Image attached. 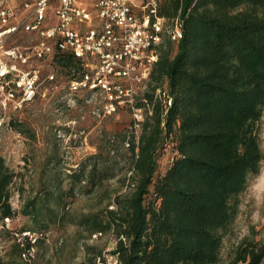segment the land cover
Instances as JSON below:
<instances>
[{
  "label": "trees",
  "instance_id": "obj_1",
  "mask_svg": "<svg viewBox=\"0 0 264 264\" xmlns=\"http://www.w3.org/2000/svg\"><path fill=\"white\" fill-rule=\"evenodd\" d=\"M159 12L169 21L181 17L183 38L166 39L159 48L137 104L152 109L139 138L130 127L117 141L106 140L69 175V189L43 185L19 212L10 201L17 174L0 154L1 219L23 215L47 232L64 225L77 192L93 195L116 178L119 189L100 199L103 207L71 222L90 233L112 232L117 245L111 254L119 264L220 262L249 179L264 163V0H162ZM55 59L75 73L72 80L85 72L72 54ZM158 90L170 95V107ZM169 146L175 156L159 174ZM105 258L99 253L93 264ZM239 263L264 264V244L244 241L231 264ZM0 264H29L18 239L6 257L0 251Z\"/></svg>",
  "mask_w": 264,
  "mask_h": 264
},
{
  "label": "rangeland",
  "instance_id": "obj_2",
  "mask_svg": "<svg viewBox=\"0 0 264 264\" xmlns=\"http://www.w3.org/2000/svg\"><path fill=\"white\" fill-rule=\"evenodd\" d=\"M49 17L50 21L55 20V11H50ZM37 40L36 33L21 31L8 44L30 48ZM30 65L41 69L39 94L22 111H9L10 120L0 133V154L17 174L10 201L18 212L43 185L59 184L64 190L69 189V175L73 170L89 163L90 156L97 154L106 140L117 141L116 137L129 131L133 124L131 113L125 110L111 117H99L103 98L87 91L72 93L69 82L75 73L65 70L55 57L43 61L32 58ZM51 76L55 79L51 80ZM261 137L264 147V116ZM174 156L169 146L159 160V174L167 171ZM116 189L119 183L115 178L105 182L93 195L77 192L67 205L68 218L64 225L52 226L44 232L48 234V241L40 242L33 264H93L99 253L108 259L114 257L111 253L117 238L112 232L90 233L86 227L71 221L79 222L84 215L103 207L100 199ZM10 227L14 233H1L4 257L21 230L39 232L33 228L31 219L23 215L13 217ZM244 241L264 244V163L261 174L249 179L240 213L225 237L218 264H231Z\"/></svg>",
  "mask_w": 264,
  "mask_h": 264
},
{
  "label": "built area",
  "instance_id": "obj_3",
  "mask_svg": "<svg viewBox=\"0 0 264 264\" xmlns=\"http://www.w3.org/2000/svg\"><path fill=\"white\" fill-rule=\"evenodd\" d=\"M161 2L0 0V133L10 120L9 111H22L39 94L41 69L31 66V59L43 61L69 53L81 60L85 71L69 82L70 91L74 94L87 91L102 97L99 117H111L123 110L130 112L131 128L139 138L147 111L152 114V109L137 104L148 89L159 48L166 39L179 42L183 38L181 17L169 21L161 16ZM52 10L55 20L50 21ZM21 31L36 33L37 43L30 48L10 46L8 40ZM157 94L166 108L172 105L166 90L163 94L158 90ZM130 145L127 141L126 147ZM12 219L0 221V251L1 233L11 229ZM17 237L22 259L33 264L39 242L48 241V234L28 231ZM96 264H119V261L116 256L106 257Z\"/></svg>",
  "mask_w": 264,
  "mask_h": 264
}]
</instances>
